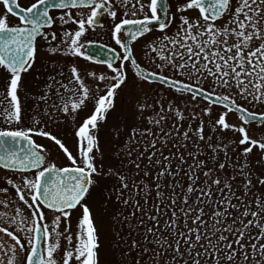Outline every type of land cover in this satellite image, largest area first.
Masks as SVG:
<instances>
[{"label": "snow or ice", "instance_id": "snow-or-ice-1", "mask_svg": "<svg viewBox=\"0 0 264 264\" xmlns=\"http://www.w3.org/2000/svg\"><path fill=\"white\" fill-rule=\"evenodd\" d=\"M0 264H264V0H0Z\"/></svg>", "mask_w": 264, "mask_h": 264}]
</instances>
